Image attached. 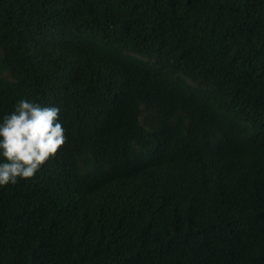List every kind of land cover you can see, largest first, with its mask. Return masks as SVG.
Here are the masks:
<instances>
[{
  "label": "trees",
  "instance_id": "trees-1",
  "mask_svg": "<svg viewBox=\"0 0 264 264\" xmlns=\"http://www.w3.org/2000/svg\"><path fill=\"white\" fill-rule=\"evenodd\" d=\"M20 100L66 143L0 186V264H264V0H0Z\"/></svg>",
  "mask_w": 264,
  "mask_h": 264
},
{
  "label": "clouds",
  "instance_id": "clouds-1",
  "mask_svg": "<svg viewBox=\"0 0 264 264\" xmlns=\"http://www.w3.org/2000/svg\"><path fill=\"white\" fill-rule=\"evenodd\" d=\"M60 108L20 100L0 122V186L31 179L66 143Z\"/></svg>",
  "mask_w": 264,
  "mask_h": 264
}]
</instances>
